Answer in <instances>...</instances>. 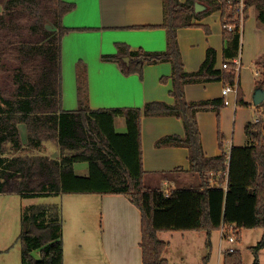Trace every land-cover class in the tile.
Returning <instances> with one entry per match:
<instances>
[{
    "label": "trees",
    "instance_id": "1",
    "mask_svg": "<svg viewBox=\"0 0 264 264\" xmlns=\"http://www.w3.org/2000/svg\"><path fill=\"white\" fill-rule=\"evenodd\" d=\"M226 0L208 3L207 10L196 13V0L181 3L163 0V28L169 32L168 50L162 53L131 51L118 45L116 55L105 60L118 63L126 75H142L146 65L172 64L174 104H147L144 108H108L93 110L88 104L85 80L79 77V108L63 109L62 40L74 30L63 25V18L75 4L62 0H0V194L24 197L70 194L126 195L142 213L143 264H169L163 254L168 244L160 232H205L208 251L211 236L223 226L235 225L237 241L243 230H264V122L245 128L247 142L232 147L230 153L206 156L198 127L200 112H219L225 99L188 102L184 89L189 84L223 82L235 84L236 74L217 69L216 51L210 49L201 68L185 70L177 45V30L194 27L200 19L215 11L222 12V22L235 26L224 29L230 42L226 58L239 56L241 31L237 12ZM17 2V3H16ZM264 0H245L247 19L251 4ZM259 21L264 23V9L259 7ZM131 61V64H127ZM82 64L81 62L79 63ZM230 64V63H227ZM256 89L264 91V58L258 61ZM244 94H237V106H246ZM264 103L260 105L263 107ZM175 116L184 124V136H168L160 145L184 147L189 153V171L199 175L198 188L170 191L145 185L142 151V118ZM125 121L126 131L119 132L116 119ZM26 126L34 147L47 144L57 156L23 154L20 126ZM220 147L225 150L220 134ZM7 154H13L7 157ZM87 164V174L75 170ZM212 176L221 183L211 185ZM225 186V187H224ZM23 264H65L63 222L56 204L36 205L22 218L19 236ZM264 249V236L254 251ZM39 253V258L34 256ZM224 264H244L240 251L223 252ZM208 252L204 258L207 264ZM254 264H260L256 258Z\"/></svg>",
    "mask_w": 264,
    "mask_h": 264
},
{
    "label": "crops",
    "instance_id": "2",
    "mask_svg": "<svg viewBox=\"0 0 264 264\" xmlns=\"http://www.w3.org/2000/svg\"><path fill=\"white\" fill-rule=\"evenodd\" d=\"M62 1L76 6L73 11L64 16L63 25L70 29H83L69 32L62 40L63 109L65 111H76L79 108L80 73L78 71L77 74L75 68L80 66L86 68L88 72L84 80L88 92V104L93 110L144 108L153 102L174 104V98L171 95L173 88L170 78L171 63L146 65L142 75H126L118 63L104 59L105 56L116 55L119 52V44L129 47L131 51L143 50L147 53L167 51L170 35L168 30L162 27L163 0ZM179 1L185 3L188 0ZM212 1L216 0H196V3L208 8V3ZM259 7L264 9V2L251 4L248 8L241 35V52L237 57L226 58L225 56V49L230 46V42L224 36L221 11L204 15L200 19L194 18L193 22L196 26L177 30V45L187 72L198 71L210 49L216 51L217 69H223L224 64H232L237 58H240L241 62L240 89L244 94L246 106H237L233 94L223 95V82L185 86L184 95L188 102L216 99H225L230 102L219 112L208 111L198 114L202 147L208 157H217L225 152L228 154L232 147L245 146L247 142L245 128L248 124L255 122L256 110L262 111L264 122V109L253 103L257 90L256 73L259 72L257 64L264 58V23L259 21ZM74 39L87 42V47L74 52L75 50L69 47L75 42L72 41ZM68 61H71L70 64ZM127 64L130 65L131 61ZM118 119H116L118 131L125 132L124 119L117 121ZM141 125L145 185L164 192L194 188L191 187L196 183L194 180H199L200 177L189 171L188 150L179 146L160 145V141L168 136H184L182 120L167 115L144 116ZM220 134L224 139L225 150L220 147ZM81 170L85 171L84 174L88 172L87 166ZM220 181H223L220 177L212 176L210 183L212 186L224 185ZM164 186L167 188L163 189ZM87 196L81 198L88 204L98 205L103 219L101 245L107 252L109 264H143L141 211L126 195L88 194ZM81 198L77 200L80 201ZM184 233L187 232L166 231L158 234L159 239L168 244L163 256L169 264L174 260L166 254V251L172 247L175 236L185 238V235H182ZM203 233L204 245L208 250V236L205 232ZM223 241L221 230L212 234L211 249L213 250L214 246L218 247V255L215 261L210 254L207 264H224L222 255L224 251L221 249ZM65 256L66 241L64 240Z\"/></svg>",
    "mask_w": 264,
    "mask_h": 264
},
{
    "label": "rangeland",
    "instance_id": "3",
    "mask_svg": "<svg viewBox=\"0 0 264 264\" xmlns=\"http://www.w3.org/2000/svg\"><path fill=\"white\" fill-rule=\"evenodd\" d=\"M72 41L75 42L69 47L75 50L74 52L87 47V42L85 43L83 40L74 39ZM70 62L68 61L69 64ZM76 70L77 74L79 71V76L85 79L84 76L85 74L87 76L88 73L87 69L80 66L75 68V72ZM262 108L264 109V106ZM121 120L123 121L122 118H119L117 121ZM20 138L24 149L23 154H41L57 158L52 152L53 149L47 144H41L37 148L32 146L24 125L20 126ZM12 155L7 154L6 156L12 157ZM86 166L87 164H77L75 170L83 176L85 171L82 172L81 169ZM152 180L154 181V179ZM194 181L196 183L191 187L195 188V186L201 184L200 178ZM166 188L165 186L163 187V189ZM81 195L87 196L88 194L45 197L0 194V264H23L21 243L19 242L22 218L32 206L49 204H56L61 209L63 238L66 241L65 264H109L107 252L101 245L103 219L98 205L84 202L81 197L86 198V196ZM79 198H81L80 201L77 200ZM182 235H185V238L175 236L172 247L166 251V254L170 255L174 260L171 264H203V259L208 252L212 254L210 257H213L216 261L218 247L214 246L213 250L208 251L204 245L203 232H187ZM263 236L264 230L261 228L243 230L241 241L230 243L224 239L221 249L224 252L231 248L240 251L244 264H254L256 258L259 259L260 264H264V249L258 251V254L254 251V247L259 244ZM33 254L36 258L40 257L38 252Z\"/></svg>",
    "mask_w": 264,
    "mask_h": 264
},
{
    "label": "built area",
    "instance_id": "4",
    "mask_svg": "<svg viewBox=\"0 0 264 264\" xmlns=\"http://www.w3.org/2000/svg\"><path fill=\"white\" fill-rule=\"evenodd\" d=\"M226 1H228L230 9H233L234 1L233 0H226ZM235 2H236L235 10L237 12V19L239 21V27H240V31H241V35H242V29H243V25L245 22L246 4H245V0H235ZM223 29L231 32L235 29V26L230 25L226 22L223 24ZM223 69L233 71L236 74V82H235V84H229V85L224 86L222 93L224 96H228L229 94H233L236 98V101H237L238 86H239V72L241 70L240 58L235 59L232 62V64H224ZM259 75H260V73L257 72L256 76L259 77ZM225 104L228 106L230 104V102L228 100H225ZM256 113H257V115H256L255 122H259L262 120L263 113L259 109L256 110ZM165 194H166V196H169L170 192L167 191V192H165ZM237 233H238V230H236L235 225H231L228 227L223 226L221 229L222 238L226 239L230 243L237 242ZM229 251L231 253H233L236 250L234 248H231V249H229Z\"/></svg>",
    "mask_w": 264,
    "mask_h": 264
},
{
    "label": "water",
    "instance_id": "5",
    "mask_svg": "<svg viewBox=\"0 0 264 264\" xmlns=\"http://www.w3.org/2000/svg\"><path fill=\"white\" fill-rule=\"evenodd\" d=\"M195 9H196V13H200L201 11L207 8L201 5L200 3H196ZM253 103L255 106H260L261 104L264 103V91L263 90L257 89L255 91V94L253 97Z\"/></svg>",
    "mask_w": 264,
    "mask_h": 264
}]
</instances>
